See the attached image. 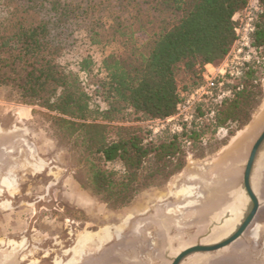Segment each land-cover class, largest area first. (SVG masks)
Listing matches in <instances>:
<instances>
[{"label": "trees", "instance_id": "trees-1", "mask_svg": "<svg viewBox=\"0 0 264 264\" xmlns=\"http://www.w3.org/2000/svg\"><path fill=\"white\" fill-rule=\"evenodd\" d=\"M250 0H0V87L24 104L51 113L57 135L82 147L89 187L113 208L129 205L143 190L180 173L190 150L204 151L209 133L248 124L261 103L264 67V0L256 21V58L233 84V97L197 108L192 127L152 135L147 126L177 112L202 81L208 64L225 60L236 39L235 16ZM110 20L109 26L104 20ZM84 29L92 45L110 39L122 46L105 55L96 95L84 84L96 63L79 71L59 59ZM181 80H186L183 83ZM188 81V82H187ZM187 82V83H186ZM210 112L214 115L211 117ZM102 163L120 164L122 170Z\"/></svg>", "mask_w": 264, "mask_h": 264}, {"label": "rangeland", "instance_id": "rangeland-1", "mask_svg": "<svg viewBox=\"0 0 264 264\" xmlns=\"http://www.w3.org/2000/svg\"><path fill=\"white\" fill-rule=\"evenodd\" d=\"M4 15L5 10L0 5V17ZM104 21L109 26L110 20ZM74 38V46L63 53L59 62L66 71L78 72L79 62L91 56L96 66L89 73L87 84L91 86L90 93L96 101L94 103L104 107L95 91L105 75L98 73L96 68L100 67L105 55L121 52L122 46L112 39L102 45H92L84 29L77 30ZM225 60L205 67L201 84L197 87L206 84L207 77H213ZM261 76L263 97L252 112L248 124L241 129L231 124L216 133L209 132L202 140L204 151L190 150L186 155V165L180 173L160 186L143 190L129 205L121 208H113L89 187L88 166L84 161L82 147H75L72 142L57 135L52 118L56 114L38 105L24 104L15 91L0 87V135L6 137L12 150H15L10 153L9 164L15 165V183L23 187V195L17 203L15 198L8 197L7 202L0 206V264H53L50 263L52 256H64L61 251L53 254L51 249L77 245L78 241L82 246L96 244L92 234L98 232L96 235L99 236L103 232L117 229V226L127 228L132 219L140 221L150 217L145 216L150 209H153L150 213H159V205H164L168 214H177L183 210L187 219H192L195 211L190 208L179 209L181 203L196 197L195 192L199 194V183L191 180L213 177L214 171L237 155L235 153L244 138L264 114V67ZM181 81L185 83L186 80ZM236 81L225 78V87L233 91ZM181 122L180 118L157 119L142 125L147 126L152 135L156 136L164 131L173 133L172 130ZM102 167L122 170L120 164L102 163ZM3 180L12 182V174L7 173ZM1 199L5 200L4 197ZM255 229L250 232L253 240L258 237L260 227ZM262 255L258 257L259 260L257 256L252 258L250 253L233 252L227 258L234 256L243 261L234 264H264ZM19 257L21 259L18 261ZM227 258L218 264H232L233 261L227 262Z\"/></svg>", "mask_w": 264, "mask_h": 264}, {"label": "flooded vegetation", "instance_id": "flooded-vegetation-1", "mask_svg": "<svg viewBox=\"0 0 264 264\" xmlns=\"http://www.w3.org/2000/svg\"><path fill=\"white\" fill-rule=\"evenodd\" d=\"M14 151L12 150V145L8 144L6 137L0 135V199L4 197L6 200L1 199L0 206L2 203L7 202L8 197L15 198V203H17V200L23 195L22 184L15 183L14 181L13 169L15 165L9 164L10 153ZM9 172L13 177V181L10 183L3 180L4 176ZM194 194H196L195 198H197V192ZM159 206V213H150L153 210L150 209L145 214V216H150V220L143 224L138 221L139 219H132L128 223L127 228L123 229L117 226V229L103 232L99 236L96 235L98 232L92 234L95 237L96 244L90 243L82 246L78 241L77 245H63L62 249H51L53 254L54 252L61 251L64 257L58 256L56 258L52 256L50 263L165 264L164 252L166 245L169 244L171 250L178 253L189 246L215 243L231 235L239 224L237 220L226 219L223 230L216 225H212L210 229H205L199 224V215L197 213H195L192 219L188 220L185 216L186 212L183 210H180L182 212L177 214H168L165 208H163L164 205ZM179 209L184 208L180 207ZM256 227H260V231L256 240H253L250 237V232ZM109 236L112 237L109 239ZM104 243L106 245L103 246ZM38 249L40 250L39 247ZM21 250H23L22 247ZM227 251L231 252V254L233 252L250 253L252 258H255V256L258 258L264 253V206L259 210L249 227L242 233L240 239L233 245L230 244ZM20 259L19 257L18 261ZM12 261L16 262L14 259Z\"/></svg>", "mask_w": 264, "mask_h": 264}, {"label": "water", "instance_id": "water-1", "mask_svg": "<svg viewBox=\"0 0 264 264\" xmlns=\"http://www.w3.org/2000/svg\"><path fill=\"white\" fill-rule=\"evenodd\" d=\"M235 154L214 171L213 177L191 180L199 183L198 197L179 207L195 211L199 215V224L205 229L216 225L223 230L226 219L237 220L239 224L231 235L215 243L189 246L178 253L166 245L165 264H218L224 261L231 254L227 251L229 245L240 239L264 206V114ZM149 220L150 217L144 218L140 223Z\"/></svg>", "mask_w": 264, "mask_h": 264}, {"label": "built area", "instance_id": "built-area-1", "mask_svg": "<svg viewBox=\"0 0 264 264\" xmlns=\"http://www.w3.org/2000/svg\"><path fill=\"white\" fill-rule=\"evenodd\" d=\"M260 13L261 7L258 0H250L247 7L235 16L236 39L221 68L213 77H207L206 84L193 89L184 101L178 105L177 112L174 115L165 118L166 120L175 118L182 120L181 124L172 130L173 133H180L186 127H190L195 120L197 108L204 103H219L232 95L233 91L225 87V78L241 79L246 65L256 58L257 52L253 44V35L256 31V21ZM208 66H212V64L206 65V67ZM80 76L82 82L87 84L88 75L85 72H80ZM213 115L214 113L210 112V116Z\"/></svg>", "mask_w": 264, "mask_h": 264}, {"label": "bare ground", "instance_id": "bare-ground-1", "mask_svg": "<svg viewBox=\"0 0 264 264\" xmlns=\"http://www.w3.org/2000/svg\"><path fill=\"white\" fill-rule=\"evenodd\" d=\"M193 195V194H192ZM191 196V195H190ZM256 230V229H255ZM254 233V232H253ZM252 233V234H253ZM264 255V254H263ZM262 255V256H263ZM235 256V255H234ZM234 256H230V257H232V258H230V259H228L227 258V262H229V260H230V262H232L233 261V263L232 264H234V262H243V261H239V259L237 258V257H234ZM241 258H243V257H241ZM10 262V261H9ZM243 264H256V263H243Z\"/></svg>", "mask_w": 264, "mask_h": 264}]
</instances>
